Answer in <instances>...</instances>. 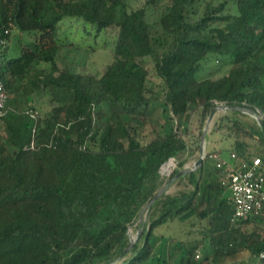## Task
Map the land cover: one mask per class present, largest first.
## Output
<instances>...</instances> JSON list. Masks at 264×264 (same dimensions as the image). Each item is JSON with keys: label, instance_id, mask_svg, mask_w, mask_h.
I'll return each instance as SVG.
<instances>
[{"label": "trees", "instance_id": "trees-1", "mask_svg": "<svg viewBox=\"0 0 264 264\" xmlns=\"http://www.w3.org/2000/svg\"><path fill=\"white\" fill-rule=\"evenodd\" d=\"M125 1L0 0V33L12 25L34 38L9 54V35L0 51L8 94L0 264H246L243 253L247 264H264L263 217L232 222L229 193L209 157L177 181L185 189L155 202L142 238L125 253L141 212L198 160L201 132L195 141L181 125L145 132L153 102L183 115L213 54L233 67L197 97L200 128L213 101L249 108L264 123V0H168L153 20L154 0L129 12ZM112 34V62L100 75L60 65L62 50L108 49ZM42 95L50 106L44 115ZM23 100L26 110L13 106ZM240 114L225 117L230 150L250 159L248 141L255 142L264 163L263 131ZM171 158L177 168L167 178L160 170Z\"/></svg>", "mask_w": 264, "mask_h": 264}, {"label": "rangeland", "instance_id": "rangeland-1", "mask_svg": "<svg viewBox=\"0 0 264 264\" xmlns=\"http://www.w3.org/2000/svg\"><path fill=\"white\" fill-rule=\"evenodd\" d=\"M148 0H126L125 1V7L124 10L129 12L135 9H138L139 7H142ZM167 1L168 0H154V3L151 5L150 8V19H156L155 17V8H161L165 9L167 8ZM111 36V37H110ZM109 36L110 45L108 46V49L104 48H98L97 45L94 50H83V49H75V48H66L61 51L59 56V63L62 67L65 68H77L80 70H86L89 72H92L94 74L100 75L104 68L109 65L112 62V53L110 49L113 47V40L115 39V35L112 34ZM24 38V40H22ZM33 39V36L28 34H22L19 32H15L12 34L11 37V48L12 50H18L20 48V43L22 42H28V40ZM92 48V47H91ZM223 60V61H219ZM43 65H41L42 67ZM46 67V66H45ZM233 67L231 59H228L227 57H216L215 55L211 54L209 55L203 62H202V69L198 73V78L200 79V85L198 86L197 90L193 92L191 97L187 100L184 108L182 109L183 115H179V112H175L172 108H165L161 105L159 102V99L157 100L158 103L153 102L148 116V123L144 125L145 132H150L153 128H155L157 131L161 133L168 132L172 129L178 128L181 125V129L183 131H186L191 134L190 137L193 138V141H195V138L207 130V135L205 138V144H207V138L208 136H214V141L216 144H221L219 146L215 145V147L212 144H209V146L206 147L207 152L213 151L215 148L221 149L225 156H230L229 149L225 148L224 143L229 140L228 138H231V131L229 129V125H227V120H225V117H232V111H225L221 110L216 113L210 124L208 125V120L210 117L211 112L213 109L220 105L221 103L218 101L212 102V111L208 113L206 116V119H204L203 127L201 126V112L202 107H198L196 100L197 97L203 95H207V85L208 80L210 78H218L221 77ZM155 81L159 83V80L156 77H153ZM159 92L156 94V98L159 96ZM49 97L48 95H42L39 97L38 101V109L41 112L42 115L45 114L50 108L49 104ZM13 106H16L18 110H26L27 104L25 100L22 102H17ZM217 117V118H216ZM239 119L242 121L247 122H253L256 121L252 116L244 114L241 112L240 115H237ZM216 118V120H215ZM124 120L128 124L137 125L142 122V120L133 119L132 117L125 116ZM257 123V122H256ZM151 127H150V126ZM219 130L220 133L216 134ZM215 132V133H214ZM214 133V134H213ZM202 141V138H201ZM201 141L199 142V151H198V158L200 155V145ZM224 142V143H223ZM250 149L248 150L247 155L249 158L252 157H259L258 150H257V144L251 141H248ZM197 157H194L191 159V161L186 165V167H193L195 164V159ZM185 167V168H186ZM185 185H178L177 182H175L169 189L167 190V194H176L178 191L185 189ZM144 219L146 220V223H148L149 215L147 216V212L144 214ZM140 229V223L137 221L133 227L129 230L130 240H136L138 237V232ZM177 235V234H175ZM143 236V235H142ZM142 236L136 241H140ZM201 255V253H200ZM199 257V256H198ZM239 262L249 263L250 262V256L248 253H243L239 257Z\"/></svg>", "mask_w": 264, "mask_h": 264}, {"label": "built area", "instance_id": "built-area-1", "mask_svg": "<svg viewBox=\"0 0 264 264\" xmlns=\"http://www.w3.org/2000/svg\"><path fill=\"white\" fill-rule=\"evenodd\" d=\"M13 31V26L10 25L3 34L0 33V51L6 46L7 37ZM7 101L8 94L0 62V123L6 114ZM258 115L262 119V115L260 113ZM206 157L214 162L219 171V180L227 188L233 207L232 222L255 215L262 216L264 224V163L262 159L260 157L244 159L232 152L230 160H225L218 151H206ZM176 168L177 162L171 158L161 167L160 173L169 178Z\"/></svg>", "mask_w": 264, "mask_h": 264}, {"label": "water", "instance_id": "water-1", "mask_svg": "<svg viewBox=\"0 0 264 264\" xmlns=\"http://www.w3.org/2000/svg\"><path fill=\"white\" fill-rule=\"evenodd\" d=\"M221 110H229V111H238V112H242L244 114L250 115L252 116L257 124L261 127L263 134H264V123L262 122V119L259 117L258 113L246 108V107H235V106H228L225 104H220L218 106H216L213 111L210 114L209 120H208V125L210 124V122L212 121V119L214 118V116L216 115V113L218 111ZM207 135V130L205 129V131L203 132V136H202V141H201V145H200V155L198 160L195 162V164L193 165V167H186L184 168L182 171H180L175 177H173L170 181H168V183L157 193V195L155 196V198L150 202V204L141 212L140 216H139V223H140V229L138 232V237L137 239L134 240H130V244L129 247L126 249L125 253H127L131 246L136 243V241L143 235L144 233V226L146 223V220L144 219V214L147 212V216L149 215L152 206L155 204L156 201H158L163 195L167 194V190L169 189V187H171L175 182H177L180 178H182L183 176L196 171L204 162L205 159V152H206V144H205V138Z\"/></svg>", "mask_w": 264, "mask_h": 264}, {"label": "crops", "instance_id": "crops-1", "mask_svg": "<svg viewBox=\"0 0 264 264\" xmlns=\"http://www.w3.org/2000/svg\"><path fill=\"white\" fill-rule=\"evenodd\" d=\"M14 31H15V32H18V31H16V30H14ZM14 31L12 32V34L14 33ZM21 35H22V34H21ZM11 37H12V35H11ZM22 40H24V38H22ZM28 41H29V43H28V42H22V43H20L19 45H29V44L33 43L34 38L31 39V40H28ZM10 42H11V39H10ZM9 48H10V50H9V54H14V53L17 52V50H12V48H11V43H9ZM216 118H217V117H216ZM216 118H215V120H216ZM214 133H215V132H214ZM214 133H213V134H214ZM218 133H220V132L217 131L216 134H218ZM223 143H224V142H223ZM209 144H212L214 147H215V145H217V146L221 145V144H219V143L216 144V142L214 141V136H211V135L208 136V138H207V144H206V147L209 146ZM232 144H233L232 139H229V140H227V141L224 143L225 148L229 149V153H230V154L232 153V150H230L231 147H232ZM215 151H218V152L222 155V157H223L225 160H230V156H225L221 149H217V148H215V149H214L213 151H211V152H215Z\"/></svg>", "mask_w": 264, "mask_h": 264}, {"label": "clouds", "instance_id": "clouds-1", "mask_svg": "<svg viewBox=\"0 0 264 264\" xmlns=\"http://www.w3.org/2000/svg\"><path fill=\"white\" fill-rule=\"evenodd\" d=\"M12 35V34H11Z\"/></svg>", "mask_w": 264, "mask_h": 264}]
</instances>
